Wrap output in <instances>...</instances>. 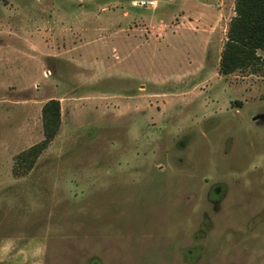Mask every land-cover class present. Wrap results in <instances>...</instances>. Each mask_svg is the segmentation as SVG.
I'll list each match as a JSON object with an SVG mask.
<instances>
[{
    "label": "rangeland",
    "instance_id": "obj_1",
    "mask_svg": "<svg viewBox=\"0 0 264 264\" xmlns=\"http://www.w3.org/2000/svg\"><path fill=\"white\" fill-rule=\"evenodd\" d=\"M132 1L0 0V264H264V52L219 74L235 0Z\"/></svg>",
    "mask_w": 264,
    "mask_h": 264
},
{
    "label": "trees",
    "instance_id": "obj_2",
    "mask_svg": "<svg viewBox=\"0 0 264 264\" xmlns=\"http://www.w3.org/2000/svg\"><path fill=\"white\" fill-rule=\"evenodd\" d=\"M259 52H264V0H235V16L227 30L219 74L230 76L258 67L262 63ZM42 124L44 139L19 155L27 171L33 169L37 159L60 132L62 111L58 99H50L44 104Z\"/></svg>",
    "mask_w": 264,
    "mask_h": 264
},
{
    "label": "built area",
    "instance_id": "obj_3",
    "mask_svg": "<svg viewBox=\"0 0 264 264\" xmlns=\"http://www.w3.org/2000/svg\"><path fill=\"white\" fill-rule=\"evenodd\" d=\"M132 5L139 9L149 10L157 7V0H134Z\"/></svg>",
    "mask_w": 264,
    "mask_h": 264
},
{
    "label": "crops",
    "instance_id": "obj_4",
    "mask_svg": "<svg viewBox=\"0 0 264 264\" xmlns=\"http://www.w3.org/2000/svg\"><path fill=\"white\" fill-rule=\"evenodd\" d=\"M176 36H178V35H176ZM198 37V36H197ZM203 37V38H202ZM202 39L204 40L203 42H202V39L199 37V39H198V41L200 42V44L202 45V47H203V53H207V51H208V49H209V46L211 45V43H212V41H213V36L212 35H210V36H205V35H202ZM201 39V40H200ZM204 43V44H203ZM220 54H221V52H220ZM220 59H221V57L219 58V62H220ZM219 67V66H218Z\"/></svg>",
    "mask_w": 264,
    "mask_h": 264
}]
</instances>
